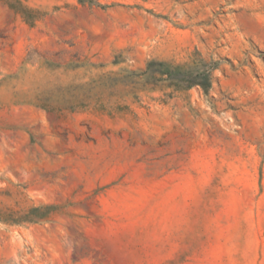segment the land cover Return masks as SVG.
<instances>
[{
	"label": "rangeland",
	"instance_id": "1",
	"mask_svg": "<svg viewBox=\"0 0 264 264\" xmlns=\"http://www.w3.org/2000/svg\"><path fill=\"white\" fill-rule=\"evenodd\" d=\"M0 264H264V0H0Z\"/></svg>",
	"mask_w": 264,
	"mask_h": 264
},
{
	"label": "trees",
	"instance_id": "2",
	"mask_svg": "<svg viewBox=\"0 0 264 264\" xmlns=\"http://www.w3.org/2000/svg\"><path fill=\"white\" fill-rule=\"evenodd\" d=\"M211 67L200 60V64L173 65L165 61L150 60L145 70L140 74H158L160 79L168 80L177 88H190L193 85H200L205 91L210 88ZM164 76V78H162ZM33 207L31 210H38Z\"/></svg>",
	"mask_w": 264,
	"mask_h": 264
}]
</instances>
